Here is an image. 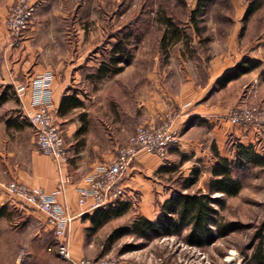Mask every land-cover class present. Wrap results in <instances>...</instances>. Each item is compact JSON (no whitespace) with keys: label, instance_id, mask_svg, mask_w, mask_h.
Listing matches in <instances>:
<instances>
[{"label":"rangeland","instance_id":"obj_1","mask_svg":"<svg viewBox=\"0 0 264 264\" xmlns=\"http://www.w3.org/2000/svg\"><path fill=\"white\" fill-rule=\"evenodd\" d=\"M253 1L207 0L205 5L201 6L200 14L195 15L193 12L201 0H52L49 7L41 10H39L41 3L34 4L35 15L21 37L30 29L37 15L43 17L54 14L68 15L69 21L65 23L57 22L43 26L47 27L48 32L53 31L59 35L71 32L67 38L70 46H73L75 40L73 31L76 29L82 31V45L85 48L82 60L85 65L80 72L82 76L80 84L74 85L72 90L75 94L80 93L81 98L85 100L84 109H90L92 113L90 117L82 114L83 126L75 137L82 141L83 135L87 133L82 134L81 131L89 124L92 127L90 126L88 133L94 135V141L98 140L100 133L96 122L100 120L104 125L103 132L105 131L112 139L109 142L105 141V147L101 151L104 154L113 150L118 152L121 148L128 147L136 128L142 126L137 124L135 117L130 113L132 99L128 95L127 79L131 74L125 78L123 71L128 70L134 77L145 71L166 74L172 72V76L175 77L173 82L181 84L184 81H194L200 90L208 82L211 74L215 73V67L217 71L227 74L244 59L261 62L256 71L229 83L225 88L217 84L220 77H215L212 89L207 95L206 105L214 117L206 124L200 120L188 134L190 138H202L205 141L200 153H194L190 148L182 149L184 135L180 132L182 146L173 150L175 152L169 164L164 166L171 172L158 170L155 173H143L154 180L162 194L171 196L176 190L182 189L183 180L191 175L194 167L198 166L203 169V176L197 190L206 191V186L212 179L211 170L216 162L213 155L214 146H217L223 157L229 159L234 158L237 144L254 145L258 152H264V1L262 7L246 20L247 11ZM3 2L0 0V18L4 17V33L10 37L13 44V40L17 39L11 36L6 26L12 6L8 7L7 12L1 10L4 9ZM168 20L171 21L173 28L180 31L179 36L165 25ZM75 38L77 41V37ZM43 42L46 44L45 40ZM120 42L125 45L127 51L125 55H117V58L127 61L125 64H118L121 68L119 72L99 79L97 77L99 68L111 60L112 51ZM56 47L59 49L58 52L63 51V46ZM55 58L56 56L51 57L52 60ZM11 63V57L7 58L6 53L0 52V66H3L8 77L11 76ZM136 63L137 66L133 65ZM177 72L181 74L178 78ZM42 74L36 75V78ZM52 74L54 76V73ZM19 79L23 80L21 77ZM138 85L134 89H140ZM7 92L10 95L11 91ZM245 110H256L258 123L233 121V113ZM54 114L67 145L68 140L74 137H69L70 134L64 132L65 119L57 116L55 112ZM3 115L9 117V123L7 134L0 132V148L6 153L18 151V154L11 157V162L14 164H21V160L27 162L25 152L21 153L23 146L28 147L29 154L31 150H38L39 155H44L37 148V144L31 141L34 139L37 141V137L30 121L20 120L18 109L12 108L11 104L7 106L0 104L1 118ZM170 115L175 116L174 113L168 114L166 119ZM20 121L28 126L26 133L22 135L16 131ZM214 136L215 139L208 144ZM29 141L30 144L27 145ZM113 142L115 147L114 145L110 147L109 143ZM144 156L155 160L160 158L148 153H144ZM1 157L0 155V159ZM233 172L242 182L243 190L236 197L223 196L226 204L220 212L227 221L240 223L243 226L240 231L221 238L213 246L203 249L187 246L183 237L178 236L143 239L130 235L111 244L108 238L116 228L130 227L141 217L139 210L134 206L137 200L129 202L123 200L119 206L130 204L126 214L113 218L97 233L91 234L88 231L90 237L96 236L95 248L99 250L97 259L118 257L123 261L126 257L140 256L144 261L153 264H258L251 257L255 253V248L264 243V167L249 166ZM12 200L14 201L12 204L6 202L5 205H0L7 208L6 216H0V240L3 241H0L1 261L12 260L15 256L17 258L28 256L27 245H24V241H27L26 207L18 198L13 196ZM156 203L160 205L159 210L156 209L155 212L158 216L162 206L159 198ZM217 207L220 208L219 205ZM7 230L12 231L9 234ZM9 239L10 242L16 241L19 245L15 251L2 249V246L5 247L4 240Z\"/></svg>","mask_w":264,"mask_h":264},{"label":"crops","instance_id":"obj_2","mask_svg":"<svg viewBox=\"0 0 264 264\" xmlns=\"http://www.w3.org/2000/svg\"><path fill=\"white\" fill-rule=\"evenodd\" d=\"M3 1L4 9L1 10H6V12L8 7L13 6L16 2V0ZM29 1L35 5L37 3L40 5L41 3L42 5L39 8L41 10L49 7L52 0ZM4 21V17L0 18V52L6 53L7 58L11 57L12 69L11 76L8 77L4 73L3 66H0V104H3V106L11 104L12 108L18 109L20 120H28L27 114L34 110L31 105V99L33 94L32 86L37 77L36 75L46 72L54 73L52 109L57 116L65 119L63 122L64 132L68 135L70 134L69 137H74V139L68 140L67 145L65 141L69 153V166L65 175L71 177L72 181L60 193L58 200L62 206L67 208L69 214L74 217L69 233L72 257L78 260L97 259L99 250L95 248L94 241L96 236L90 237L88 234L89 229L92 228V221L87 216L93 215L98 210H91L89 206L83 207L79 205L76 190L85 186L87 175L95 172L100 166L112 162L117 152L114 150L107 154L101 152L105 147V141L109 142L112 139L105 131L103 132L104 125L100 120L96 122L100 133L98 140L94 141V135L88 133L89 129H91L89 124L86 125L88 131H86V135H83L82 141L75 137L83 126H81L82 114L85 113V115L90 117L92 113L90 109H84L85 100L81 98L80 93L75 94L72 90L74 85L80 84L82 80L80 72L85 65L84 60H82V54L85 49L82 45V31L78 29L73 31L75 40L73 46H70L67 38H69L71 32H63L59 35V33L53 31L48 32L47 27L43 26L57 22L65 23L69 21L68 15L54 14L48 17L37 15L36 20L33 21L26 34L20 39L13 40L12 44L10 37L4 33ZM75 37H77V41ZM44 40L46 44H44ZM57 45L63 46L62 52H58ZM53 56H56V58L52 60L51 57ZM133 65L137 66V63ZM214 71L215 73L211 74L208 82L200 90L195 86L194 81H184L181 84L173 82L175 77L172 76V72L166 74L165 72L145 71L134 77L128 70L123 71L122 74H124L125 78L131 74L130 78L127 79V87L129 88L128 95L132 99V111L130 112L132 117H135L137 124L156 126L162 123L168 114L174 113L177 116L175 126L184 135L182 149L190 148L194 153H200L205 141L202 138H190L188 134L200 120H203L206 124L214 117L212 111L206 106L208 102L207 95L212 89L215 77L221 78V76L226 74V72L217 71L216 67ZM179 75H181L180 72H177L176 78ZM20 77L23 79L22 81H20ZM137 85L140 89H134ZM7 91H11L10 95ZM72 95H75L76 99L83 105L70 111L68 115L60 116L58 112L62 105V100ZM80 110L82 112H79ZM1 119L3 120L1 121ZM8 119L9 117L5 115H3V118L0 116V132L3 134H7ZM17 129L16 131H19V134L22 135L26 133L28 126L20 121ZM214 139L215 136L212 140H209L208 144ZM31 141L36 144V139ZM29 144L30 141L27 145ZM109 145L112 147L114 142L113 144L109 143ZM23 147L21 153L25 152L27 162L21 160V164L11 162V157L18 154V151L6 153L0 148V155L2 156L0 159V205H5L6 202H10V204L14 202L4 187L6 184L13 182V180H18L33 188L43 189L48 193L56 192L60 186L61 176L57 163L49 157L39 155L38 150H31L29 154L28 147ZM173 152L175 151L172 150L167 158H159L157 160L144 156V153H146L144 151L140 152L123 179V187L126 190L124 201L137 200V202H134V206L139 210L141 217L153 222L159 217V215H155L156 209L159 210L160 207L156 203L158 198L160 203L163 204L172 195L166 196L165 193L162 194L160 189H157L154 180H151L143 173H155L160 168L167 166L172 154H174ZM137 196L138 199H136ZM25 222L27 241H24V245H27L28 256H21L20 258L15 256L12 260H0V264H67L58 257L56 250L58 241L47 224L45 215L28 207L25 210ZM7 231L10 234L12 230ZM4 241L5 247L2 246L4 250L15 251L16 247L19 246L16 241L10 242V239ZM50 248L53 251H50ZM123 262L124 264H153L149 261H144L140 256L123 258Z\"/></svg>","mask_w":264,"mask_h":264},{"label":"built area","instance_id":"obj_3","mask_svg":"<svg viewBox=\"0 0 264 264\" xmlns=\"http://www.w3.org/2000/svg\"><path fill=\"white\" fill-rule=\"evenodd\" d=\"M35 12L36 6L29 0H18L10 8L6 26L13 38L18 39L22 36L23 31L33 20ZM53 81L54 76L51 72H46L34 80L31 99L34 110L27 114V118L36 134L37 148L58 165L61 176L60 186L54 193L33 188L17 180L4 187L7 193L12 198L13 196L18 198L24 207L33 208L45 215L47 224L58 241L56 248L58 257L67 264H124L118 257L79 260L72 257L69 233L74 217L58 200V196L71 183L72 178L65 175L69 166V153L52 109ZM255 112L257 111L235 112L233 121L258 123ZM176 119L177 116L170 115L159 126L137 127L128 147L121 148L112 162L100 166L95 172L87 175L85 186L77 188L79 205L89 206L91 210H114L118 207L126 197L123 179L139 151L165 159L172 150L182 146L181 133L175 126ZM49 250L53 251L51 248Z\"/></svg>","mask_w":264,"mask_h":264},{"label":"trees","instance_id":"obj_4","mask_svg":"<svg viewBox=\"0 0 264 264\" xmlns=\"http://www.w3.org/2000/svg\"><path fill=\"white\" fill-rule=\"evenodd\" d=\"M264 0H254L250 3L246 20L253 16L262 7ZM207 0H201L199 6L193 12L200 14L201 6ZM168 29L179 36L180 31L173 28L171 21L165 22ZM180 38V37H179ZM127 51L125 45L120 42L112 51L111 60L104 63L98 70L97 77L103 79L111 73L121 70L119 63H124L126 59L117 58L119 54L125 55ZM261 66V62L244 59L231 71L227 72L217 84L222 88L237 81L242 76L256 71ZM59 115H68L70 111L80 108L83 104L78 101L75 95L65 97L61 102ZM87 126L83 127L81 133L86 132ZM213 155L216 159L211 173L212 179L207 184L206 191L198 189V185L203 176L201 167H194L191 175L183 180L181 190H176L173 195L161 206V213L158 219L153 222L147 218L136 219L130 227L116 228L111 233L108 241L113 244L117 240L126 236H138L143 239L162 238V237H183L187 246L203 249L213 246L219 239L231 236L233 233L243 229V226L235 221H227L220 209L226 204L223 196L236 197L242 190V182L234 176V170L245 169L246 167H264V152H258L254 145L237 144L235 147L234 158L223 157L217 146L213 148ZM171 172L167 167H162L159 172ZM220 206V208L217 207ZM7 208L0 207V216H6ZM130 209L128 204H122L114 210L101 209L93 215L87 216L92 221L90 233H97L101 228L115 217L126 214ZM252 259L258 264H264V243L255 248Z\"/></svg>","mask_w":264,"mask_h":264}]
</instances>
